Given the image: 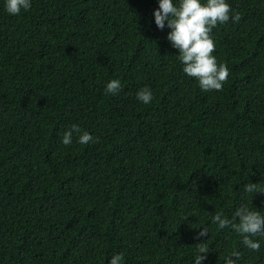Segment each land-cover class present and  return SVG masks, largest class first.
I'll return each mask as SVG.
<instances>
[{"label":"trees","instance_id":"1","mask_svg":"<svg viewBox=\"0 0 264 264\" xmlns=\"http://www.w3.org/2000/svg\"><path fill=\"white\" fill-rule=\"evenodd\" d=\"M228 2L239 19L210 33L228 77L209 91L152 23L156 0L0 8V264H192L202 224L204 264L232 248L264 264V237L251 251L210 222L264 209V192L243 191L264 179V0ZM73 123L94 142L62 144Z\"/></svg>","mask_w":264,"mask_h":264},{"label":"clouds","instance_id":"2","mask_svg":"<svg viewBox=\"0 0 264 264\" xmlns=\"http://www.w3.org/2000/svg\"><path fill=\"white\" fill-rule=\"evenodd\" d=\"M157 7L152 10V23L158 29H169L166 39L172 48L176 49V59L181 65V71L194 78L202 91L220 90L228 77V68L224 63H218L213 54L215 47L212 29L219 23L224 24L229 19L236 21L239 13L231 11L228 0H156ZM32 7V0H0V8L10 15H18L22 10ZM121 81L110 78L104 84L106 94H115L121 89ZM137 101L148 104L152 100V91L148 86L139 88L135 93ZM81 145L94 142V137L88 131H81L75 123L71 124L61 135L60 142L64 145L73 143V136ZM243 191L251 194L264 192V179L259 182L248 180L243 184ZM195 215V213H193ZM235 222H231V221ZM210 222L219 229L230 227L240 236V245L251 251L261 248L264 237V209L249 207L242 203L235 207L231 219L221 211L214 212ZM208 228L202 224L194 237L195 243L192 264H204L207 260L209 247L205 237ZM241 251L232 248L223 256L219 255L220 264H238ZM107 264H123V254L111 255Z\"/></svg>","mask_w":264,"mask_h":264}]
</instances>
